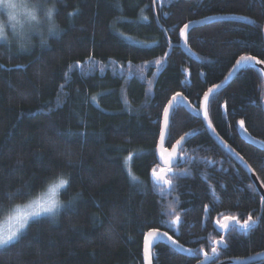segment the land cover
I'll return each mask as SVG.
<instances>
[{
    "label": "trees",
    "instance_id": "1",
    "mask_svg": "<svg viewBox=\"0 0 264 264\" xmlns=\"http://www.w3.org/2000/svg\"><path fill=\"white\" fill-rule=\"evenodd\" d=\"M53 3L55 33L45 20L25 43L11 33L0 42V216L53 181L69 184L59 189L54 216L29 220L0 248V264H144L143 241L153 229L187 252L160 243L151 264H217L264 253V202L199 113L203 95L241 56L264 64V0L44 5ZM205 19L213 20L187 32L184 51L180 31ZM177 93L191 109L176 105L168 121L165 149L182 143L178 163L165 169L169 186L153 172L163 169L157 143ZM263 99V74L247 65L206 109L219 138L264 188ZM243 130L262 146L242 138ZM249 215L256 222L247 230L235 221L218 229L226 217L243 224Z\"/></svg>",
    "mask_w": 264,
    "mask_h": 264
},
{
    "label": "water",
    "instance_id": "2",
    "mask_svg": "<svg viewBox=\"0 0 264 264\" xmlns=\"http://www.w3.org/2000/svg\"><path fill=\"white\" fill-rule=\"evenodd\" d=\"M213 19H205L202 21H194V23H189V27L187 29L183 28L182 30L184 31V35H181V31H180V39H181V45L183 50H187V44H186V38H187V32L192 29L195 28L197 26H202L205 25L206 23L212 22ZM263 41H264V26H263ZM247 65H253L255 66L261 74H263L264 77V64L260 63L257 60H253V61H248L245 63H242L240 65H237L235 63V66L233 67V69L229 72V74L227 75L226 79L221 82L219 85L214 86L213 88H210L211 91H207L206 93L208 94V98L207 101L205 100V94L203 95V97L201 98V102H200V106H199V113H200V117L201 120H203L204 123V127L206 129V131H208L209 135L211 136V138L213 139L214 142L217 143V145L223 149L224 152H226L230 158L232 160L235 161V163H237L241 169L244 171V173H247L251 184H253L255 191L258 195H260L262 201L264 202V188L262 186V184H260L257 175L252 171L251 167L249 166V164L245 161V160H241V156H237L236 153L233 149H231V147L222 139L219 138V136L217 135L216 131H214V128L212 126L211 120H209L208 118V113H207V103L209 101V97L216 94L217 92H219V90L223 89L227 84L230 83V81L236 76V74L240 71V69H242L244 66ZM176 98L173 99L171 98V105L168 103L166 108L168 109V115H167V124H165V113L163 115V119H162V127H161V134L163 133V139L159 138L158 141V145H157V149H156V155L159 161L160 166H162V170L157 173L158 177H163L165 179V169L168 168H172L175 167L176 164L178 163L179 160V154H178V149L180 148V146L182 145L181 141H178L179 143L176 144L173 148L171 149H165V139L167 136V130H168V125H169V118L170 115L172 113V110L174 109V107H176V105H180L183 106L186 109H191V106L189 105L188 100H186L181 94L179 96H175ZM263 111H264V99H263ZM165 108V109H166ZM165 111V110H164ZM241 136L242 138H244L245 140L249 141L252 144H258L260 146H262L261 143H259L257 140H253L245 130L241 131ZM157 176L156 180H157ZM160 183H163L162 180L159 181ZM228 224L229 226L234 224V221L232 220H224L222 222V224ZM218 226V225H217ZM218 229H220L221 231H225L224 228H221V226H218ZM150 232V231H149ZM158 236L157 237H148L147 235L144 238V247H143V254H144V264H148V259L149 256L151 258V250L156 247L157 245H159L160 243H167L170 246H173L176 250L180 251V252H187V249H185L184 247H181L178 243H173V239H168L169 236H165L163 232H159L158 231ZM146 238L147 241L149 242L148 244V251L146 252ZM217 244V243H216ZM264 258V253H260L259 255L250 257L248 259H239L238 261H234V260H227L224 262H219L217 264H249V263H256L259 262V260ZM198 264H207V259L205 258V260H202L200 262H198Z\"/></svg>",
    "mask_w": 264,
    "mask_h": 264
},
{
    "label": "snow or ice",
    "instance_id": "3",
    "mask_svg": "<svg viewBox=\"0 0 264 264\" xmlns=\"http://www.w3.org/2000/svg\"><path fill=\"white\" fill-rule=\"evenodd\" d=\"M41 2L43 4H45L46 0H41ZM55 8V12H57V9L55 7V4L53 3L52 5ZM71 15V14H70ZM58 27V24H54L52 27L49 28V33H55L56 28ZM189 27L188 24L184 25V28L187 29ZM181 35H184V31L181 30ZM0 40H5L7 41V39H0ZM42 43H46L45 41H42ZM23 45H21V48L23 49ZM89 59L91 60L92 58L89 57ZM256 60V57L254 56H241L239 60L236 61L237 65H240L242 63L248 62V61H253ZM79 63V62H78ZM67 75V73H66ZM209 91H211V89H209ZM180 94L177 93V96H179ZM176 97H173V99H175ZM208 98V94H205V100L207 101ZM95 99V98H93ZM169 104L171 105V102H169ZM167 115H168V109H165V124H167ZM240 126L243 128L244 127V122L240 121ZM246 130V129H245ZM161 138L163 139V133L161 134ZM179 143V142H178ZM237 156H239V153H236ZM130 158V157H129ZM241 160H243V157H240ZM154 176H157V174L155 173V171L153 172ZM133 179H135V177H133ZM157 180L160 181L162 180L163 184H167L169 186H171V181L164 179L163 177H158L157 176ZM69 184V180L67 178H61L59 180V187L65 188L67 185ZM251 187V186H249ZM29 195H31V193H29ZM79 194H77L78 196ZM60 202L59 201H55V200H48L46 202L41 203L39 200H36L34 202V204L29 205V211L27 212H22L18 215L17 219L19 221V228L17 229V231L11 232L10 234H8L7 236H0V247H4L9 245L10 243L14 242L15 240H17L19 238V234L22 230H25L26 227L28 226V221L30 217H38L41 214H52L53 216L57 213L58 208L60 207ZM179 216L176 217L175 222L179 221ZM226 220H232L235 221V223L237 225H239L242 229L247 230L251 224H254L256 221H254L252 219V216L249 215L248 218L246 220H244L243 224L240 223L239 219H237L236 217H226ZM219 223V221H218ZM221 228L227 229L229 227L228 224L224 223L220 225ZM158 230L157 229H153L152 231H150L147 236L148 237H157L158 236ZM165 236H167V233H164ZM168 239H172V237H168ZM173 243H176V241H173ZM148 244L149 242L147 241L146 238V252L148 251ZM213 253H216V249L213 248L212 249ZM205 256L207 257V254L205 253ZM148 264H151V258L149 256L148 259Z\"/></svg>",
    "mask_w": 264,
    "mask_h": 264
},
{
    "label": "clouds",
    "instance_id": "4",
    "mask_svg": "<svg viewBox=\"0 0 264 264\" xmlns=\"http://www.w3.org/2000/svg\"><path fill=\"white\" fill-rule=\"evenodd\" d=\"M54 15L55 8L45 7L41 0H0V39H8L11 33L24 41L45 20L49 30L55 24Z\"/></svg>",
    "mask_w": 264,
    "mask_h": 264
},
{
    "label": "rangeland",
    "instance_id": "5",
    "mask_svg": "<svg viewBox=\"0 0 264 264\" xmlns=\"http://www.w3.org/2000/svg\"><path fill=\"white\" fill-rule=\"evenodd\" d=\"M37 30L38 29L31 30L29 34L35 33ZM14 37L16 38L15 35ZM17 41H19L18 38ZM25 41L28 40L26 39L21 42L25 43ZM0 42H5V40H0ZM59 180L53 181L52 183L48 184V186L43 191L39 192L37 196L28 199L27 202H25L24 204H17L16 206H13L10 209L6 210L5 213L0 216V236H7L11 232L17 231V229L19 228V221L17 219L18 215L22 212L29 211V205L34 204L36 200H39L41 203L46 202L48 200L58 201L57 197L59 194V189L62 188L58 186ZM44 215H49V214H41L40 216H44ZM34 218H38V217H30L29 220ZM22 232L23 230L20 232V234Z\"/></svg>",
    "mask_w": 264,
    "mask_h": 264
},
{
    "label": "bare ground",
    "instance_id": "6",
    "mask_svg": "<svg viewBox=\"0 0 264 264\" xmlns=\"http://www.w3.org/2000/svg\"><path fill=\"white\" fill-rule=\"evenodd\" d=\"M183 96V95H182ZM174 110V109H173ZM158 172V171H157ZM151 254V253H150Z\"/></svg>",
    "mask_w": 264,
    "mask_h": 264
}]
</instances>
